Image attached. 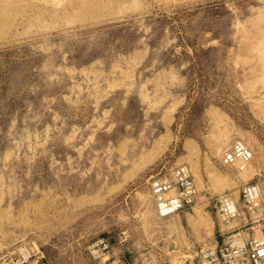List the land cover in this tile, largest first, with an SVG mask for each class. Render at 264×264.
Instances as JSON below:
<instances>
[{
  "label": "rangeland",
  "instance_id": "rangeland-1",
  "mask_svg": "<svg viewBox=\"0 0 264 264\" xmlns=\"http://www.w3.org/2000/svg\"><path fill=\"white\" fill-rule=\"evenodd\" d=\"M235 139L242 172L221 161ZM164 164L199 191L161 218ZM248 181L264 205V0H0V252L100 264L106 236L131 264H197Z\"/></svg>",
  "mask_w": 264,
  "mask_h": 264
},
{
  "label": "built area",
  "instance_id": "built-area-1",
  "mask_svg": "<svg viewBox=\"0 0 264 264\" xmlns=\"http://www.w3.org/2000/svg\"><path fill=\"white\" fill-rule=\"evenodd\" d=\"M254 151L242 139H235L221 154L225 166L243 171L252 162ZM166 165L150 176L151 190L161 217L175 214L191 206L198 196V186L191 168L179 164L166 172ZM217 214L225 226L221 241L205 244L196 254L197 264H264V205L257 183L246 182L234 192L223 191L216 203ZM260 231V233H258ZM123 231L120 244L129 241ZM110 237L100 236L87 246L90 257L100 264H131L124 256L113 254ZM0 264H48L45 252L33 242L5 248Z\"/></svg>",
  "mask_w": 264,
  "mask_h": 264
},
{
  "label": "crops",
  "instance_id": "crops-1",
  "mask_svg": "<svg viewBox=\"0 0 264 264\" xmlns=\"http://www.w3.org/2000/svg\"><path fill=\"white\" fill-rule=\"evenodd\" d=\"M223 228H225V226L223 225V224H221V228H220V230L221 229H223ZM220 235V234H219ZM221 236V235H220ZM221 240H222V236H221ZM113 254L116 256V255H119V253H116V250H115V248L113 249Z\"/></svg>",
  "mask_w": 264,
  "mask_h": 264
},
{
  "label": "bare ground",
  "instance_id": "bare-ground-1",
  "mask_svg": "<svg viewBox=\"0 0 264 264\" xmlns=\"http://www.w3.org/2000/svg\"><path fill=\"white\" fill-rule=\"evenodd\" d=\"M251 163H252V162H251ZM251 163H250V164H251ZM228 167H233V166H228ZM246 169H247V168H246ZM246 169H245V170H246ZM243 171H244V170H243ZM241 172H242V171H241ZM236 195H237V194H236ZM157 212H158V208H157ZM158 213H159V212H158ZM159 216H160V214H159ZM160 217H161V216H160ZM161 218H163V217H161ZM258 233H260V231H258Z\"/></svg>",
  "mask_w": 264,
  "mask_h": 264
}]
</instances>
